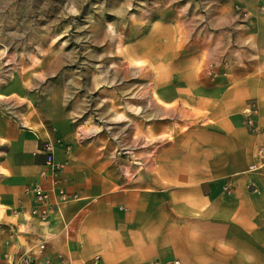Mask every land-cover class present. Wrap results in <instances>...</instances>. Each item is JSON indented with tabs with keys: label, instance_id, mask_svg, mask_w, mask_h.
Listing matches in <instances>:
<instances>
[{
	"label": "crops",
	"instance_id": "obj_1",
	"mask_svg": "<svg viewBox=\"0 0 264 264\" xmlns=\"http://www.w3.org/2000/svg\"><path fill=\"white\" fill-rule=\"evenodd\" d=\"M233 1L250 16L211 0L202 20L148 23L120 55L125 86L0 85V264H264V167L249 169L264 147V0ZM44 141L76 197L31 215Z\"/></svg>",
	"mask_w": 264,
	"mask_h": 264
},
{
	"label": "rangeland",
	"instance_id": "obj_2",
	"mask_svg": "<svg viewBox=\"0 0 264 264\" xmlns=\"http://www.w3.org/2000/svg\"><path fill=\"white\" fill-rule=\"evenodd\" d=\"M211 5V0H0V85L23 80L30 92L52 86L65 92L70 87L71 93L79 84L125 86L120 55L148 23L202 20ZM146 75L140 72V86Z\"/></svg>",
	"mask_w": 264,
	"mask_h": 264
},
{
	"label": "built area",
	"instance_id": "obj_3",
	"mask_svg": "<svg viewBox=\"0 0 264 264\" xmlns=\"http://www.w3.org/2000/svg\"><path fill=\"white\" fill-rule=\"evenodd\" d=\"M256 112V107L254 103L250 102L244 108V113L246 116L245 122L246 126L250 132H257V127L253 122L252 116ZM40 153L44 156L43 167L40 171L39 177L41 179H48L49 184L45 186L43 183L37 181L32 185H29L25 188V192L30 194L33 198L35 205L30 209L31 215L39 214L40 205L48 204L50 199H53L52 206H58L62 203H65L73 198L76 195H68L64 189L59 185L57 174L60 170L58 163L54 159L55 146L52 141H44L39 146ZM257 161L249 166L250 171H257L260 168L264 167V147H259L256 151ZM250 187L254 190L253 183H250ZM45 210L43 211L44 215ZM40 248H43V244L39 245ZM99 258L95 257L93 259V264L98 262ZM9 264H35V260L30 256L26 255L22 259L12 260ZM155 264H179L178 261L175 262H157Z\"/></svg>",
	"mask_w": 264,
	"mask_h": 264
}]
</instances>
